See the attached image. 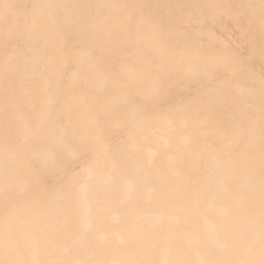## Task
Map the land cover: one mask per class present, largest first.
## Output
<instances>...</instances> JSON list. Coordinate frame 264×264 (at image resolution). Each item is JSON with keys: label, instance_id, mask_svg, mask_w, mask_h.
Wrapping results in <instances>:
<instances>
[{"label": "bare ground", "instance_id": "bare-ground-1", "mask_svg": "<svg viewBox=\"0 0 264 264\" xmlns=\"http://www.w3.org/2000/svg\"><path fill=\"white\" fill-rule=\"evenodd\" d=\"M0 264H264V0H0Z\"/></svg>", "mask_w": 264, "mask_h": 264}]
</instances>
